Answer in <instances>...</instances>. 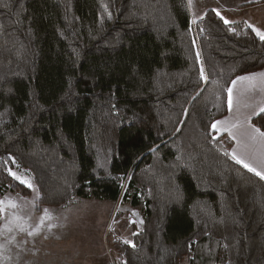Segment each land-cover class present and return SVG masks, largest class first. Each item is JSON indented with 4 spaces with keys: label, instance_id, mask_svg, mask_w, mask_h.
<instances>
[{
    "label": "trees",
    "instance_id": "obj_1",
    "mask_svg": "<svg viewBox=\"0 0 264 264\" xmlns=\"http://www.w3.org/2000/svg\"><path fill=\"white\" fill-rule=\"evenodd\" d=\"M263 70L253 28L187 0H0V199L30 194L20 170L38 211L128 205L117 264H264V178L212 128Z\"/></svg>",
    "mask_w": 264,
    "mask_h": 264
},
{
    "label": "rangeland",
    "instance_id": "obj_2",
    "mask_svg": "<svg viewBox=\"0 0 264 264\" xmlns=\"http://www.w3.org/2000/svg\"><path fill=\"white\" fill-rule=\"evenodd\" d=\"M12 172L16 181H27L34 190L0 199V264H117L116 243H132L143 230L141 214L121 203L77 200L38 211L34 178L26 171Z\"/></svg>",
    "mask_w": 264,
    "mask_h": 264
},
{
    "label": "crops",
    "instance_id": "obj_3",
    "mask_svg": "<svg viewBox=\"0 0 264 264\" xmlns=\"http://www.w3.org/2000/svg\"><path fill=\"white\" fill-rule=\"evenodd\" d=\"M189 9L193 22L202 20L211 10L220 12L229 24L242 22L264 32V0H191ZM243 77L250 79L238 78L235 85L232 83L231 108L228 103V115L215 123L219 130H213L232 139V156L235 153L264 174V137L253 132L256 127L252 123L263 113L260 109L264 108V70Z\"/></svg>",
    "mask_w": 264,
    "mask_h": 264
},
{
    "label": "snow or ice",
    "instance_id": "obj_4",
    "mask_svg": "<svg viewBox=\"0 0 264 264\" xmlns=\"http://www.w3.org/2000/svg\"><path fill=\"white\" fill-rule=\"evenodd\" d=\"M189 7H191V0H189ZM216 15L219 16V18L225 23V24H229L230 21L228 19H226L220 12H216ZM249 27H252L251 25ZM257 34L260 36V38L262 40H264V32H261L259 29H254ZM201 73L203 74V69H201ZM205 81H207V78L204 77ZM240 79H250L249 77H241ZM233 84L235 85V81L233 82ZM228 93H229V100H228V103H229V108H231V105H232V99H231V95H232V89H228ZM261 112H264V108H261L260 109ZM212 128L213 129H216V130H219L217 128V125L216 124H213L212 125ZM253 132L257 135H259L260 137H264V131H261V129L259 128H253ZM253 139H255V136H253ZM234 160H236V162L238 164H242L244 168L248 169L249 171H252V172H255L256 175L258 176H261V178H264V174H262L261 172H258L256 171V169L250 167V165L246 162H244V160L240 159L235 153H233V157H232ZM9 174L13 176V178H16V179H19L18 177H16V174L14 172H12L11 170H9ZM20 183L22 184H26V186L29 188V189H33V186L28 183L27 181H24V180H20ZM34 190V189H33ZM13 207H15V205H12ZM45 211V214L47 215V210H44ZM49 219H51L50 216H48ZM23 230V229H22ZM31 234V233H30ZM125 243H129L128 241H125ZM132 247H135L134 244L131 245Z\"/></svg>",
    "mask_w": 264,
    "mask_h": 264
}]
</instances>
